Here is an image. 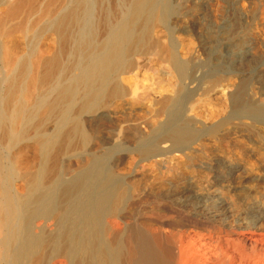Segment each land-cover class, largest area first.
I'll return each instance as SVG.
<instances>
[{
	"label": "bare ground",
	"instance_id": "1",
	"mask_svg": "<svg viewBox=\"0 0 264 264\" xmlns=\"http://www.w3.org/2000/svg\"><path fill=\"white\" fill-rule=\"evenodd\" d=\"M173 3L0 0V264H264V171L250 176L236 161L219 171L230 159L211 155L214 185L200 194L194 175L168 165L165 172L158 161L179 153L196 164L212 144L241 160L256 155L226 140L236 128L225 133L227 121L187 118L197 103V89L185 83L196 81L193 52L180 57L171 39L161 49L165 35L154 33L157 21L173 33ZM151 45L166 54L158 56L177 83L159 87L148 112L155 120L144 122L135 115L137 87L125 77L137 75ZM230 48L231 61L211 75L231 69ZM246 49L241 65L255 58ZM241 85L228 96L231 118L264 127L259 91L253 101V89ZM257 142L261 151L264 134Z\"/></svg>",
	"mask_w": 264,
	"mask_h": 264
},
{
	"label": "rangeland",
	"instance_id": "2",
	"mask_svg": "<svg viewBox=\"0 0 264 264\" xmlns=\"http://www.w3.org/2000/svg\"><path fill=\"white\" fill-rule=\"evenodd\" d=\"M173 2H174L173 3L174 7L177 10V11H175V12H177L176 17L178 16V18H174L175 17V15H174L175 13H174L172 15V17H170L171 19L172 18H174V19H172V21H171V19H168V22L171 21L170 27L172 30L171 32H173V33L168 34V32L164 31L166 29H162V28H164L165 26L161 25V23H159V21H157L156 22L157 24H155V26H154V31L157 29L156 30L157 32H154V33L157 35H160V34L165 35V36L160 35L161 40H165V42L162 41V43L164 42L163 44L165 46L161 43V46H162V48L160 47L161 49H163V47H165V48L169 47L170 41L172 40L174 42L177 41L179 43L178 44V50H180V51H178V52L180 54V57H182V55L185 54L184 57L188 58L189 54L187 55L186 52H190V53L193 52V55L192 54L190 55L192 57H189L188 60L182 58V60H185V61L187 60L189 62L191 61L190 66H192L191 70H193V71H190V74H191L190 77L191 78L193 77L192 81L196 80L194 82V84H191V85H190L189 81L188 82L186 81L185 83H186V85H188L187 87H189V89H191L193 91L195 89H197V94H196L197 96L195 97V101H194V103L195 102H197V103L194 104V106H195L194 112L191 115V111L188 110L190 113L187 112V115L189 113L187 118L190 116L191 118L189 117L188 119L192 120V121H194V118H196L195 121H197V122L194 121V123H198L199 121H201L200 122L201 124L198 123V125L199 124L200 125L205 124V126H206V123L209 124L210 126H215V124L216 125L219 124L221 120L227 121L226 122V126H227L226 129L227 130L225 129L226 130L225 133L229 129H231L232 127L234 128L236 126V128H235L234 132H230V133H228V135H226L227 136V137H225L226 140L229 142H236V143L238 142V143L245 145L244 150L247 148V146H246V144H247L248 148L245 150V152L246 153H249V152L256 153L255 157L245 158V159L241 160V158L238 157L235 152L232 153L233 151H231V150L226 152L227 155L225 154V151H222V152L221 151L218 152V150L214 151L213 149L215 147H214V144H212L211 146L213 149L211 148L210 151H209V149H207L209 151V153H206V152H208L206 150L205 151L206 154H204V153H203L204 155L201 154L203 156L199 157L200 158L198 161L199 163L197 162L196 164L194 162L188 163L187 158H185V154H179V153L172 155V157L170 156V158L168 157L167 160L166 159H163V160L158 159L159 162L162 161L161 162L162 163L161 164L162 170L165 172L168 171V169L170 167H173V169L178 168L180 170V172H181V169H183L182 172L185 171L188 174H191L192 176L194 175L192 177V179H194V180L193 181L190 180V181L194 182L195 191L197 190L196 192H198L200 194L201 193L205 194V192L208 191L209 188L214 185L213 180L211 179L212 175H213L211 167L214 166V161L212 163V161H211L212 159H210L212 157L214 158L213 160H215L217 157H221V158H217V159H221V161L230 159L229 161L223 162L226 164V166H225L226 169L221 168V169H218L219 171H222V170H223V172L228 171L230 168H233L234 166H236L235 163H237V165H241V167L245 168L246 171H248V173H251V174H249L250 176H253V174H254L253 177H257L258 175H260V173L262 174V172L264 171V162H262V161H264V158H263L264 157L263 156L264 155V148L263 149L261 148V151H259L260 149H258L257 147H258V142L260 140H258V142L256 143L257 139H260V135L264 134V130H262V129H264V127L262 125H259V124L256 125L257 123L255 124L254 122L251 123L250 122L251 120H249V119L248 120L245 118L244 119H241V118L235 119L234 117L231 118V115H230V113L232 112L231 104L228 101V96L231 95L232 92L234 93V91L239 89L237 87V85L242 86L241 84L246 83V87H245L246 92H248V90H250L251 88L253 89V90H250L251 92L249 91L250 93L249 92L246 93V94L251 95V96L249 95L247 97H249L250 100L252 99L254 101V99L257 97V96H255L256 93H254V91H256V92L259 91L256 94V95H258L259 98L257 97L254 101V102H256V101L257 102L255 104L254 103L253 104L254 105L258 104V106L264 105V95H263V92H264V80H263L264 79V0H173ZM176 19H178V20H176ZM173 22H175V23L173 24ZM170 23H169V25H170ZM169 36H170V38H169ZM163 37L166 38L167 40L162 39ZM3 42H5L8 45L9 39H5V40H3ZM177 42H176V44H177ZM226 43H228V44H226ZM236 44H238L237 46H239V47H237ZM239 44H241L242 47ZM217 45H219V46L217 47ZM248 45H250L251 55L253 54L252 56H254L255 58H254V60L246 61V62L242 63V65H241V64L237 63L236 60H238V58L243 55L242 52L244 50H245L244 52H246V50H248V49H246V47ZM154 46H156V45H153V47ZM179 46H180V48H179ZM221 46H222V48H221ZM230 46H231V48H230ZM153 47L151 45L152 50L150 49V51L152 53L149 51V49H146L147 52H149L148 53L149 55L145 54L146 56H144V59L142 58L143 61L141 60L140 70L138 71L137 75L136 76L130 75L129 77H125V80L131 83L130 84L131 87H133L134 89L137 87L136 97H135V100H136L135 112L137 114L135 113V115L144 122L146 120L148 121V120H150V119L152 120L154 118V117H152L153 114H149L148 112H152L151 106L153 104L154 98L159 97L158 95H154V93L158 91L159 87H163L165 90L170 91L172 89V87L177 83L175 75L173 74V70H171V67H169V64H166V62L163 58L164 56H166V54H162L161 50L158 51L160 49L159 47H156V49H155V47L154 48ZM216 47L219 49V52H222V50L224 49L222 52L223 56L219 55V52L215 51V50L218 51V49H216ZM229 48L230 49L233 48L232 50H234L233 52H230V53H233L232 55H233V60H234V61L230 62L231 64L229 63L231 69L229 71H227L228 73L226 72L227 69H225V70L220 69L214 73L215 75L213 73L211 75V72L214 69L213 66L216 65L215 67L218 68L220 66H223V63L226 65V62L228 63L229 60L231 61V59L227 55L228 51H231V50H229ZM153 49H155V51H157V52H155ZM212 50H214V52H216V53L212 52ZM224 51H227V52H224ZM159 52L161 54H159ZM240 53H242V54H240ZM211 54L213 56H211ZM158 55L160 57L163 55L164 56L161 59ZM218 56H220L221 58ZM234 56H235V58H234ZM222 57H224V58H222ZM158 58H160L161 60L160 59L158 60ZM231 58H232V56H231ZM165 59H167V57ZM208 59H209V61H208ZM220 61H221L222 65L220 64ZM224 61H226V62H224ZM163 62H165V63H163ZM207 62L208 63L210 62L209 65H207ZM233 62L235 65L233 64ZM227 66H229V65L227 64ZM194 67H195V71H194ZM211 68H213V69H211ZM224 72H226L227 74H225ZM251 72H253L252 73L253 75L251 74ZM257 76L260 78H262V77L263 78L259 79ZM210 77L211 78L213 77V78L211 79ZM249 77H252V78H249ZM209 78H210V81H207V80H209ZM246 78L247 79L249 78V80L251 79V82L247 81ZM256 78H258V81ZM204 79H206V80H204ZM213 79L215 80V82ZM261 80L263 83L261 82ZM216 81H219L218 84ZM210 82H212L211 83L212 85H215V84H217V85L211 86V84H209ZM242 82H244V83H242ZM247 83L249 85H251V87H249V85H247ZM250 83H252V84H250ZM260 84H262V86H260ZM262 90H263V92H262ZM260 91L262 94L260 93ZM253 94H254V96H253ZM250 97H252V98H250ZM253 97H254V99H253ZM157 99L158 98H156V100ZM156 100H154V101H156ZM253 101H251V102H253ZM258 101H259V103H258ZM259 104H261V105H259ZM208 117H211V118H209L206 121V123H204L205 119ZM153 120H155V119H153ZM243 120H245V121H243ZM228 121L229 122L231 121L234 124V126L232 123L230 126V123ZM234 122H237V124H235ZM239 124L242 126H240ZM250 124H252V125H250ZM209 125H207V127H210ZM244 125L248 126L249 131L246 130L247 126H244ZM243 126L246 128L244 129ZM253 126H254V129H253ZM255 127H256V129H255ZM250 129H252V130H250ZM258 129H260L261 130L260 132H262V133H260ZM257 130H258V133L260 134L259 137H258ZM250 131H251V133H250ZM236 132H241V133L237 134ZM255 132L257 133L256 136L258 138L254 135ZM236 134L238 136H236ZM242 134H244V135L242 136ZM244 136H247V137H244ZM248 136L251 137L252 139L249 138ZM230 137H232V138L236 137V138H234V139L231 138L233 140L232 141L230 139ZM213 141H215V140H213ZM251 141H253V142H251ZM251 143H253V144H251ZM162 147L163 148L165 147V149L167 148L166 146H162ZM254 147H256V148H254ZM253 148L256 152L253 150ZM248 149H249V151H247ZM212 151H213V154H212ZM228 152H230L232 157H230L231 155H229ZM262 152H263V154H262ZM260 154L263 157L258 158V157H260ZM205 155L208 158L207 157L204 158ZM211 155H213V156L211 157ZM202 158L205 160L201 161ZM251 159H253V160H251ZM256 160H259V162L257 163ZM242 161H244V162H242ZM233 162H235V163H233ZM251 162H252V164H251ZM240 163H242L243 165ZM256 163L259 166H257ZM197 164H199V165H197ZM201 164H203V166ZM210 164H212V165H210ZM228 164H229V166H228ZM249 164H251L252 167L249 166ZM254 164H255V166L258 167L259 171L255 170L257 168L253 167ZM246 165H248V166H246ZM260 165H261V168H260ZM141 166H143V165L141 164ZM165 166H167L168 169L165 168ZM208 167H210V168H208ZM225 167H223V168H225ZM250 167L253 168L255 173L253 172L252 169L248 170ZM201 168H203V169H201ZM146 169H147V171L149 170L150 173H154V172L156 173V172L162 171L161 166L160 167H154L152 165L151 166L149 165L146 167ZM250 171H252V172H250ZM256 172H258L257 173L258 175L256 174ZM197 175L199 177L202 176L201 180H199L200 178ZM196 184L198 185L197 188L195 186ZM250 186H253V185H250Z\"/></svg>",
	"mask_w": 264,
	"mask_h": 264
}]
</instances>
